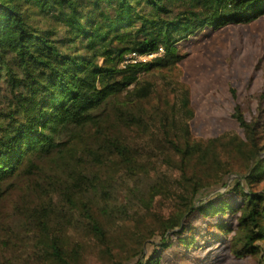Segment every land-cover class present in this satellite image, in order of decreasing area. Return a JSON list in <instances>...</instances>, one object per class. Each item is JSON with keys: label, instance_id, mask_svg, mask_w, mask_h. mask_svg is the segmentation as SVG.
I'll return each instance as SVG.
<instances>
[{"label": "trees", "instance_id": "1", "mask_svg": "<svg viewBox=\"0 0 264 264\" xmlns=\"http://www.w3.org/2000/svg\"><path fill=\"white\" fill-rule=\"evenodd\" d=\"M261 17L264 0H0V264L22 253L94 264L64 243L65 219L87 220L105 242L113 187L126 179L136 190L139 170L166 163L179 164L187 208L147 257L136 228L138 264H162L176 243L191 253L212 241L264 264V94L246 106L250 119L235 107L245 140L219 148L195 137L192 91L179 77L184 42ZM161 47L163 57L122 66L127 54ZM238 154L247 168L233 164ZM201 170L214 175L206 185L196 183L207 182ZM226 187L197 205L202 192ZM107 252L114 264L134 259Z\"/></svg>", "mask_w": 264, "mask_h": 264}, {"label": "rangeland", "instance_id": "2", "mask_svg": "<svg viewBox=\"0 0 264 264\" xmlns=\"http://www.w3.org/2000/svg\"><path fill=\"white\" fill-rule=\"evenodd\" d=\"M180 51L186 58L180 64L179 77L192 91L196 111L192 123L195 137L215 141L219 148L228 146L234 140H245L244 132L234 118L235 107L242 105L247 108L248 105L255 109L256 97L264 94V17L248 25H229L217 31L207 29L184 42ZM246 112V117L250 119L249 110ZM222 157L225 158L223 154ZM233 164L247 168L249 161L238 154L233 157ZM139 172L142 181L138 189H133V184L126 179L113 187L111 202L103 215L108 233L105 242H99L87 220L69 216L63 222L64 243L79 244L94 264H114L108 248L120 255L134 256L126 264H138L142 258V244L135 234L137 228L148 240L143 247V257L151 255L153 242L161 244L170 220L187 208L186 182L181 180L179 164L169 166L166 163L156 170L142 169ZM211 174L204 170L199 172V176H204L201 179L206 181L212 180L214 175ZM237 178L238 175L231 176L227 184L233 186ZM208 181L196 183L206 185ZM226 189L202 192L197 205ZM153 194L154 202L149 205L147 200ZM196 224L202 223L197 220ZM168 235L171 236V233ZM34 239L32 235L33 241L27 250L35 248ZM12 264L52 263L47 256L38 262L27 253H22L15 256ZM162 264L254 263L250 259H235L224 244L212 241L209 248L204 246L202 250L191 253L176 243L164 254Z\"/></svg>", "mask_w": 264, "mask_h": 264}, {"label": "built area", "instance_id": "3", "mask_svg": "<svg viewBox=\"0 0 264 264\" xmlns=\"http://www.w3.org/2000/svg\"><path fill=\"white\" fill-rule=\"evenodd\" d=\"M164 54H165V50L162 47L159 48L157 51L147 54V55H141L138 53H130L125 56V60L122 66L126 67L129 64L148 63L154 59L163 57Z\"/></svg>", "mask_w": 264, "mask_h": 264}]
</instances>
